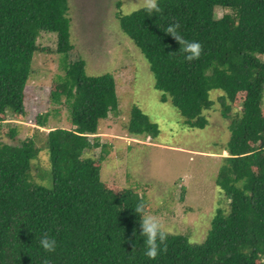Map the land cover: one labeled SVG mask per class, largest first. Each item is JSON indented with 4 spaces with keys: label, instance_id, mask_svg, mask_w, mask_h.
I'll use <instances>...</instances> for the list:
<instances>
[{
    "label": "trees",
    "instance_id": "16d2710c",
    "mask_svg": "<svg viewBox=\"0 0 264 264\" xmlns=\"http://www.w3.org/2000/svg\"><path fill=\"white\" fill-rule=\"evenodd\" d=\"M157 6L159 12L144 6L118 14L119 26L147 60L162 101L169 97L190 128L208 125L210 93L221 91L217 102L230 137L215 183L228 210L216 212L202 242L166 233L167 250L148 258L137 209L150 214L151 204L142 192L102 181L107 150L92 154L100 124L119 113L114 76L86 73L71 42L68 0H0V130L8 119L25 117V86L40 53L59 55L64 73L48 97L67 104L73 125L51 129L44 139L50 185L33 181L34 137L20 145L0 139V264H264V0H157ZM176 24L185 40L202 45L198 59L188 61L183 45L166 33ZM44 35L55 47L40 43ZM127 130L155 136L158 126L133 107ZM17 132L10 127L5 135ZM44 234L55 238L54 252L40 246Z\"/></svg>",
    "mask_w": 264,
    "mask_h": 264
},
{
    "label": "rangeland",
    "instance_id": "374dc122",
    "mask_svg": "<svg viewBox=\"0 0 264 264\" xmlns=\"http://www.w3.org/2000/svg\"><path fill=\"white\" fill-rule=\"evenodd\" d=\"M150 3L68 0L71 42L85 60L86 73H111L119 101L118 115L110 114L100 124V144L92 154L98 157L103 148L107 150L102 160V181L142 192L151 204L150 215L161 222L165 233L186 234L191 243H199L207 236L216 212H226L229 207L228 198L215 182L226 156L230 121L219 112L217 98L221 91L210 93L215 104L205 112L208 125L203 129L187 126L169 97L162 101L163 93L154 87L147 60L122 32L117 18ZM40 43L55 47L48 35ZM31 69L24 91L26 115L23 120L8 119L0 130V139L20 145L26 137H34L39 160L32 163L33 181L50 185V158L43 146L46 134L54 128L73 129L67 104H52L48 97L53 81L64 70L59 55L46 53L35 55ZM133 107L157 124L155 136L128 133ZM45 113L46 123H38L39 115ZM10 127L18 129L13 138L5 135Z\"/></svg>",
    "mask_w": 264,
    "mask_h": 264
},
{
    "label": "clouds",
    "instance_id": "9594fccd",
    "mask_svg": "<svg viewBox=\"0 0 264 264\" xmlns=\"http://www.w3.org/2000/svg\"><path fill=\"white\" fill-rule=\"evenodd\" d=\"M149 10L155 12L160 11L157 6V0H151ZM179 28L180 25L176 24L174 27H169L166 33L173 36L176 41L183 45V52L186 54L185 58L188 61L198 59L202 52V45L197 41L185 40L179 34ZM137 212L140 216V235L144 237V245L146 247L145 255L150 259H155L161 252L167 250L165 244L167 235L162 230V224L156 217L143 213V206L139 207ZM39 244L48 253L54 252L57 247L55 238L49 237L48 234H44L40 238Z\"/></svg>",
    "mask_w": 264,
    "mask_h": 264
}]
</instances>
